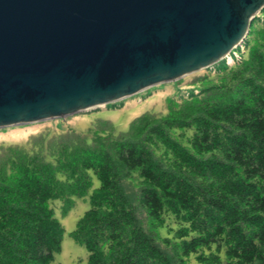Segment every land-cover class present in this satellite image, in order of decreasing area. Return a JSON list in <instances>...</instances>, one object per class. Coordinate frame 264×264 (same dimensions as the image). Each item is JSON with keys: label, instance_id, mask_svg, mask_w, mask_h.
Returning <instances> with one entry per match:
<instances>
[{"label": "trees", "instance_id": "obj_1", "mask_svg": "<svg viewBox=\"0 0 264 264\" xmlns=\"http://www.w3.org/2000/svg\"><path fill=\"white\" fill-rule=\"evenodd\" d=\"M241 44L116 137L43 130L1 146L0 264H52L51 202L66 215L86 196L70 232L86 264H264V7Z\"/></svg>", "mask_w": 264, "mask_h": 264}, {"label": "water", "instance_id": "obj_2", "mask_svg": "<svg viewBox=\"0 0 264 264\" xmlns=\"http://www.w3.org/2000/svg\"><path fill=\"white\" fill-rule=\"evenodd\" d=\"M264 0H0V129L103 107L221 61Z\"/></svg>", "mask_w": 264, "mask_h": 264}, {"label": "rangeland", "instance_id": "obj_3", "mask_svg": "<svg viewBox=\"0 0 264 264\" xmlns=\"http://www.w3.org/2000/svg\"><path fill=\"white\" fill-rule=\"evenodd\" d=\"M207 70L208 69H204L172 82L152 86L144 91L114 103L67 116L63 119H54L28 125L1 128L0 147L10 144L25 146L27 140L32 135H36L43 130H50L56 133L72 130L76 133L85 135L86 139L90 141L92 135L91 129L104 135L108 133L109 128H111L109 133L116 137L120 133L127 132L132 121L146 112L164 114L166 98L185 92V94L190 93L192 91V84H190V82L195 76L202 75ZM97 109L99 111H97ZM98 119L107 121L110 127H104L103 124L99 126V124H97ZM92 179V189H95L99 186V182L94 176H92ZM122 187L130 197L133 205L137 208V215L140 216V218L143 217V212L137 203L136 187L132 186L125 180L122 182ZM51 206L55 208L56 217L59 219L64 229L60 251L54 255L52 264H86L89 256L88 252L84 246L74 242L70 237V232L74 230L78 219H80L85 211L89 209L88 196L83 199L76 198L74 207L66 215H61L59 201L51 202Z\"/></svg>", "mask_w": 264, "mask_h": 264}, {"label": "built area", "instance_id": "obj_4", "mask_svg": "<svg viewBox=\"0 0 264 264\" xmlns=\"http://www.w3.org/2000/svg\"><path fill=\"white\" fill-rule=\"evenodd\" d=\"M229 56V55H228ZM228 56H226V58H228Z\"/></svg>", "mask_w": 264, "mask_h": 264}]
</instances>
